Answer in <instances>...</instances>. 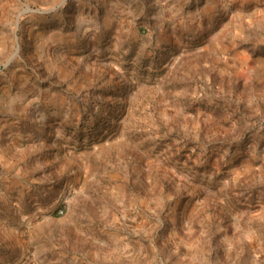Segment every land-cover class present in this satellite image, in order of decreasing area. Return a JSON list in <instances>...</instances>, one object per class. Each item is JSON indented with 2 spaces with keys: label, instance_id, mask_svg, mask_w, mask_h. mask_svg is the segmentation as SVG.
<instances>
[{
  "label": "rangeland",
  "instance_id": "1",
  "mask_svg": "<svg viewBox=\"0 0 264 264\" xmlns=\"http://www.w3.org/2000/svg\"><path fill=\"white\" fill-rule=\"evenodd\" d=\"M0 264H264V0H0Z\"/></svg>",
  "mask_w": 264,
  "mask_h": 264
},
{
  "label": "built area",
  "instance_id": "2",
  "mask_svg": "<svg viewBox=\"0 0 264 264\" xmlns=\"http://www.w3.org/2000/svg\"><path fill=\"white\" fill-rule=\"evenodd\" d=\"M60 213H62V212H60Z\"/></svg>",
  "mask_w": 264,
  "mask_h": 264
}]
</instances>
